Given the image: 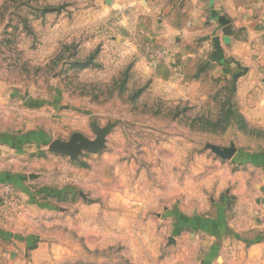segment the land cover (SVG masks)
Listing matches in <instances>:
<instances>
[{
	"label": "rangeland",
	"instance_id": "obj_1",
	"mask_svg": "<svg viewBox=\"0 0 264 264\" xmlns=\"http://www.w3.org/2000/svg\"><path fill=\"white\" fill-rule=\"evenodd\" d=\"M146 6L0 0V125L27 128L13 102L54 104L38 115L51 123L35 128L44 140L24 184L0 185V230L20 233L0 237V264H264V238L225 250V216L243 195L264 232V106H241L233 80L194 95L160 82L138 34ZM74 134L100 149L49 153ZM28 234L32 253L13 248Z\"/></svg>",
	"mask_w": 264,
	"mask_h": 264
},
{
	"label": "crops",
	"instance_id": "obj_2",
	"mask_svg": "<svg viewBox=\"0 0 264 264\" xmlns=\"http://www.w3.org/2000/svg\"><path fill=\"white\" fill-rule=\"evenodd\" d=\"M138 34L151 52L149 71L173 90L194 95L216 80H233L241 106H264V0H147ZM154 56L162 60L154 63ZM43 99L49 100L48 95L42 94ZM51 99L40 108L26 100L12 103L14 126L22 123L27 128L14 132L15 128L7 130L0 125V185L24 184L20 172L28 153L32 156L31 148L44 140V134L35 128L38 123H51L38 115L44 114L43 107L51 114ZM0 102L9 103L5 99ZM254 207V200L243 195L235 211L225 216V250H237L239 255L249 239L253 247L263 242L262 226L253 227L259 222L253 216ZM219 227L215 222L206 231L215 239ZM19 234L0 230L2 240ZM34 240L33 234H28L13 248L32 253ZM3 259L1 263H7V258Z\"/></svg>",
	"mask_w": 264,
	"mask_h": 264
},
{
	"label": "water",
	"instance_id": "obj_3",
	"mask_svg": "<svg viewBox=\"0 0 264 264\" xmlns=\"http://www.w3.org/2000/svg\"><path fill=\"white\" fill-rule=\"evenodd\" d=\"M100 147V140L91 142L81 135L74 134L68 141H52L48 145V151L51 154L75 159L84 151H97Z\"/></svg>",
	"mask_w": 264,
	"mask_h": 264
}]
</instances>
